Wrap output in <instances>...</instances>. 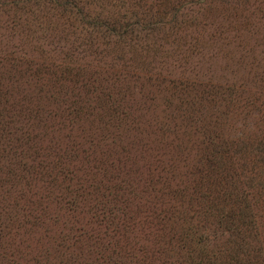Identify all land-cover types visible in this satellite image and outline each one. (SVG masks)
<instances>
[{"label": "rangeland", "instance_id": "obj_1", "mask_svg": "<svg viewBox=\"0 0 264 264\" xmlns=\"http://www.w3.org/2000/svg\"><path fill=\"white\" fill-rule=\"evenodd\" d=\"M22 1L0 0V264H91L95 209L108 210L118 194L133 198L130 187L138 197L133 208L141 207L148 200L141 186L157 174L163 179L172 169L171 182L186 181L187 159L194 178L205 167L203 136L193 123L243 149L247 160L234 158L237 174L225 186L254 195L250 203L256 200L264 215V166L258 161L264 155V0L227 7L215 0L198 15L193 0H169L166 9L160 0H62L75 5L67 10L52 7L51 0ZM179 3L190 4L183 9ZM175 6L180 12L173 23L166 12ZM156 9L159 31L141 49ZM94 19L113 24L117 33L135 23L143 32L132 42L122 38L120 47L117 35L87 31ZM65 67L92 73L94 88L82 87L81 76L66 80ZM104 77L114 88H104ZM103 91L113 93L119 110ZM76 99L83 111L66 113L64 106ZM40 120L46 127H35ZM25 132L37 136L40 158L31 151L8 154L3 144ZM66 152L60 176L58 156ZM245 164L253 166L250 180L239 177ZM82 224L88 236L80 242L74 232ZM261 258L264 264V253Z\"/></svg>", "mask_w": 264, "mask_h": 264}, {"label": "trees", "instance_id": "obj_2", "mask_svg": "<svg viewBox=\"0 0 264 264\" xmlns=\"http://www.w3.org/2000/svg\"><path fill=\"white\" fill-rule=\"evenodd\" d=\"M238 1L224 0L223 4H226L227 7L234 3L236 6L239 4ZM24 2L37 5L38 0H23L22 3ZM160 2L162 3L161 6L166 9L169 0H160ZM49 3L53 4L52 7L54 8L56 6L64 10L71 6L75 8L73 3H63L62 0H51ZM213 3L215 0H193L191 6L197 8L196 15H198L200 12L207 13ZM179 4V7L184 9L190 3ZM220 4L222 3L220 2ZM180 8L175 6L166 12L170 13L169 17L172 16L171 22H177ZM22 10H24L23 7ZM158 10L156 9L155 13L151 12L154 19L151 18L146 22V29L144 30H147V36L144 37L146 41L141 49L148 46V36L153 37L154 32L159 31L157 26L160 21L156 17L159 15L157 14ZM182 16L186 17L187 15L182 12ZM190 20L195 22L196 17H191ZM110 25L94 19L87 24V31L99 33L105 30L107 37L117 35L119 40L116 44L120 47L122 38H128L132 42L134 39H138L139 34L143 32L136 29L137 23L133 27L128 24L121 27L119 34L114 27H111L113 24ZM162 28L164 30L165 26L163 25ZM169 29L171 28L169 27ZM173 34H168V37L173 36ZM190 39L192 40V38ZM112 55L115 59L118 58L122 61L120 50L114 49ZM64 69L63 73L67 74L65 79H68L69 82L72 81V77L81 76L80 78L85 79L83 81L85 85L81 83L82 87L86 90H90L91 87L94 88L96 79L92 73L79 68L67 67L66 69L65 67ZM72 70H76V72ZM121 76L122 74H120ZM104 78L102 79L104 88H114L112 85L106 86L105 84L109 82ZM114 79L118 87L119 79ZM103 94V97L108 100L107 102L114 101L113 93L109 91L104 93L103 91ZM2 95L5 93L2 94L0 88V104H2ZM81 104L76 99L74 102L65 105L64 111L66 113H81L83 111L80 107ZM31 106L30 103L29 108H26L30 112L33 110ZM113 106L119 110L116 103H113ZM112 110L114 109L112 108ZM43 124V121L40 120L35 127L38 128L39 125L46 127V123L45 126ZM193 124L196 126L194 133L203 136L201 137L204 141L205 152L202 159H206V161L203 160L206 164H202L205 167L199 170L196 168V177L194 178V164L187 159L186 172L182 173L187 178L186 181L180 178L178 182H171L174 178L171 177L170 179L168 175L172 169L163 179L157 174V179L152 178L141 186L142 192L147 189L143 195L148 198L146 204L141 205V207L135 206L133 208V201L138 197L135 190L130 187L132 190L130 194L133 195V198L124 199L122 194L113 198L112 195L111 208L107 210V206L101 208L100 211L95 209L90 218L93 219L91 222L94 223L96 231H98L96 235L98 241L96 240L95 243L97 245L96 256L91 259V264H259L263 261L261 254L264 253V215L260 214L262 208L258 206L256 200L253 204L250 203L254 195L251 197L242 191L238 192V188L225 186L227 182H233L232 178H235L237 174L235 164L232 165L234 158L236 159L237 156L239 160L246 161L247 156L242 155L243 149L234 148L233 141L224 140L214 128L201 130L200 126L203 128V125H200L201 122ZM180 137L182 135L175 142ZM35 138L37 136L34 134L25 132L22 135H15L12 140H8L3 145L8 148V154L16 156L21 152L31 151L33 156L40 158L38 155L41 147L34 145ZM221 139L223 145L219 146L217 140ZM211 145L219 146L213 154L208 152L210 148L208 146ZM67 154L66 152L64 155L58 156L59 165L57 164V166L60 168V176L65 172L62 168V161L66 159ZM42 157L47 161L45 156ZM258 161L262 162L264 166V155ZM252 167L250 165L246 167L245 164V168H240L239 177L250 180L248 174L253 172L251 171ZM232 173L233 175H231ZM239 185H243L241 181ZM121 191L123 189L117 190V192ZM260 202L264 203V198ZM227 205L231 206L232 211L234 210L232 213L227 211ZM211 211L213 212L210 223V225L213 224L212 230L209 228L210 225L206 219V217L209 218L207 215ZM82 227L83 224L81 228L75 229L76 233L74 232L80 242L82 237L88 236ZM207 228L211 230L210 233H207L209 231L206 230Z\"/></svg>", "mask_w": 264, "mask_h": 264}]
</instances>
